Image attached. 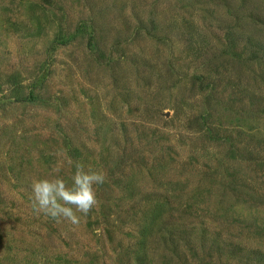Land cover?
I'll return each instance as SVG.
<instances>
[{
	"label": "rangeland",
	"instance_id": "obj_1",
	"mask_svg": "<svg viewBox=\"0 0 264 264\" xmlns=\"http://www.w3.org/2000/svg\"><path fill=\"white\" fill-rule=\"evenodd\" d=\"M0 264H264V0H0Z\"/></svg>",
	"mask_w": 264,
	"mask_h": 264
},
{
	"label": "clouds",
	"instance_id": "obj_2",
	"mask_svg": "<svg viewBox=\"0 0 264 264\" xmlns=\"http://www.w3.org/2000/svg\"><path fill=\"white\" fill-rule=\"evenodd\" d=\"M68 163L73 162L69 158ZM74 174L69 186L58 175L61 165L52 169L51 178H36L31 182L33 210L53 219L64 220L72 225L80 222V215H87L98 203L96 185L105 182L103 171L85 168L82 163L74 164Z\"/></svg>",
	"mask_w": 264,
	"mask_h": 264
}]
</instances>
